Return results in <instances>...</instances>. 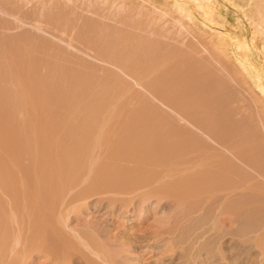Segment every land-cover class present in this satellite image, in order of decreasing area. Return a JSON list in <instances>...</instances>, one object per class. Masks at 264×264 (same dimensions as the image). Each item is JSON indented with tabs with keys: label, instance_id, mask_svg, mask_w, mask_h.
I'll list each match as a JSON object with an SVG mask.
<instances>
[{
	"label": "rangeland",
	"instance_id": "obj_1",
	"mask_svg": "<svg viewBox=\"0 0 264 264\" xmlns=\"http://www.w3.org/2000/svg\"><path fill=\"white\" fill-rule=\"evenodd\" d=\"M212 27L211 24H197L190 16V9L179 7V3L175 0H0V188L3 190L0 189V192L3 195L9 193L5 198L7 196L12 197L14 193L17 194L18 192L27 195H21L24 198L18 200L14 194L17 198L15 202V196L10 200L6 198L8 200L5 199L6 202L1 200L5 203L0 202V220H3L1 223L7 226L0 224L5 226V230L8 231H4L5 240L13 234L6 218L11 212L13 216L15 212L18 216H22L23 211L19 206L26 202L24 199H28V195L34 199L35 195L40 192L39 189L42 188L41 193H43L48 186L40 185L39 181L41 182V180L38 181L40 178L37 175H40V171L43 172V170H38L43 168L40 166L42 163L40 160L34 161L35 168L29 164L28 159L23 160L24 168L30 169L29 173L32 169L39 171L38 173L34 172L37 178L31 177L34 181H38V185L33 183L34 181L29 178L30 176L28 179L26 177L28 174L26 175L22 171L21 174L23 175L21 176L19 174L20 169L14 167L12 163L9 162L13 166L6 165L8 159L6 160L7 157L2 159V156L5 157V153L1 148L3 129H11L13 138L17 137L18 132H21L24 127L30 134H35V130L38 133L46 119L56 120L62 116L58 120L66 121L68 118H65V113L73 110L82 113L86 110L94 114L93 117L88 118L90 121H99L103 116L100 121L104 119L103 122H106L111 117V122H106L108 124L106 127L103 124L102 131L104 133L102 132V136H104L101 137L99 153L101 158L93 157L91 159L93 160L91 163L97 159L95 163L97 168L93 167L94 171L92 170L90 179L95 178L99 182L106 179L105 181L109 183L112 179L113 185L107 182V188H111L113 192L111 191L112 193L110 192L109 195L101 194V196L87 195L84 198V204L82 203V209L69 215L68 225L71 226L70 228L82 229L84 235H92L94 240H97L96 242L99 241L100 247L93 249V252L99 249L97 256L94 255L96 260L94 256L91 257L93 253L86 252L85 254L84 252L83 254H75L68 264H82L85 260L89 261L90 259L94 261L93 264H264V247L257 244L258 242L254 243L255 239H253L255 231L259 230L256 219L254 220L256 217L251 220L239 221L233 213L215 215L212 210L213 203H207V206L204 204V207L194 205L193 202L197 200L196 197L183 196L187 198L186 201L184 198H173L177 193H181L178 190L179 186L171 187L169 185L172 178H178L176 175L174 177L167 176V179L164 177L165 180L161 177L160 181L156 179L157 182L155 183L153 180L152 185L144 187L147 191L149 189L160 191L163 188L160 193L157 192L155 195L148 194L147 191H139L136 194L129 193L120 196L113 190V172L119 169L114 167L120 164L125 166V163L131 164L132 158L127 157L130 156L129 153L118 151L116 154L114 152V142L111 141V132L109 133L108 130H114V124H118L117 132L125 131L124 133L127 134L126 126L130 127L138 119L147 121L146 118L143 119L145 116L150 119L149 113L151 111L146 109L145 104L149 101H158L159 96L153 94L159 90L168 95L171 106H173L174 100L177 102L178 99L176 98H182L176 96L177 93L180 96L185 94V90L192 100L194 96L195 99H200L199 102L197 101L200 105L208 100L207 102H211L210 104L213 106L211 114L217 115L215 116L216 121L220 118L223 119L222 122L232 126L239 123L238 125L243 128L242 131H240L241 128L239 130L241 136L250 127L258 128L261 132L255 138L260 141L257 140L256 143H262L259 144L262 151L258 155H254V158L259 160L258 163L263 171L264 30L248 32L247 42H243L240 39L246 33L242 31L236 30L225 33L214 31ZM45 30L46 32H44ZM124 35L125 38H123ZM141 35L150 39L152 45L155 44L149 46L155 50V54L154 50L149 47L146 48L145 55L141 52L143 56L139 57L143 59L139 60L137 57L141 61H138L140 63L138 65L132 63L129 45L131 44V47L132 43L144 41ZM158 42L167 46L159 44L161 46L159 48ZM162 46L167 49V52L163 50ZM149 51L154 54L153 57ZM161 51L162 54L169 53V55L162 56ZM134 69L138 70L132 72ZM169 69H174V72L170 70L169 73ZM185 76L187 78H184ZM136 78L137 81L135 82ZM191 78H195L196 81L192 82ZM140 82L141 85H136ZM206 83L209 85L206 86L209 89L205 87ZM186 84H191V86L193 84L194 86H186ZM164 96L160 97L161 100L165 99ZM152 97H155L154 100L156 98L158 100L154 101ZM191 98L189 101L193 103ZM166 99L165 101H158L163 103L162 105L155 103L164 112L168 110L166 107H170V104L165 106L169 103ZM180 101L184 103V100L181 99ZM190 103L186 104V109L190 107ZM193 105L191 104V107ZM178 107H184V105L180 102ZM61 111L63 115L61 113L60 116ZM143 113L145 115L142 117L141 114ZM151 114L154 115L152 112ZM137 115H141V117H137ZM74 118L78 119V116ZM158 118L160 120L156 119L161 123L163 117ZM158 121H154V123ZM211 123L213 122L211 121ZM231 125L230 128H232ZM34 127L36 128L34 129ZM226 135L229 134L226 133ZM39 143L42 145L41 141ZM34 144L35 142L33 144L31 142L32 146ZM118 144L116 143L117 146ZM41 145L38 144L37 147ZM32 146L31 148H34ZM34 149L32 150L34 151ZM117 155L126 157V159ZM227 155L237 162L234 157ZM246 157L244 160H253L249 155ZM128 158H130V163ZM71 159L72 163H67L64 159L60 161L61 165H55L56 160H50L48 164L52 162L54 168L52 164H47V168L49 170L50 167L53 174L50 170L47 171L49 174L45 172L47 175L51 173L52 176H50L53 180L55 178L53 175H58L56 172L59 169L60 176L64 172V178L61 176L63 179L67 178V170L69 169L70 174H73L71 171H76L79 174L83 161L80 157H72ZM132 161L135 163V160L132 159ZM84 162L86 163L88 160L86 159ZM139 163L142 162L139 161ZM64 164L67 166L65 167ZM111 164L114 166L111 167ZM4 165L8 166L9 169L13 167L19 170L15 171L14 169L13 176H15L16 182L19 179L22 181L23 187L20 185L21 182L17 183L16 186H14L15 180L14 184L11 183L14 177L10 175L11 171ZM105 165L109 166L105 167ZM110 167L113 168V171L107 170ZM47 168L45 167L44 170ZM63 168L66 170L62 171ZM34 173L31 172L30 175L35 177ZM81 173H86V170L84 169ZM17 174L20 176L17 177ZM82 174L77 177L81 178ZM128 176H126L127 180ZM118 178L122 179L119 174ZM126 178L124 177L122 180H126ZM7 179L9 183H7ZM89 180L86 181L90 185L92 181ZM170 184L173 186V183ZM84 185L81 187L83 188ZM110 185L113 187H109ZM158 185L160 186L158 187ZM104 186L106 187V185ZM20 187H22V191ZM23 188L27 190L24 192ZM144 188L142 191L145 190ZM50 189H47V192ZM77 190L79 191V188ZM28 191L36 192V194L33 197V193L28 194ZM19 193L18 196H20ZM41 193L37 196L40 197ZM55 193L57 192L55 191ZM161 193L162 196H160ZM2 194L0 199H4ZM47 195L49 197V194ZM53 196L55 197V194ZM53 196L50 195V199L55 200ZM261 203L260 200L258 204ZM8 208L11 209V212ZM14 210L16 211L14 212ZM5 212L7 213L5 214ZM9 212L10 214H8ZM20 213L21 215H19ZM258 217L264 219V213L260 212ZM86 230L87 233H85ZM42 261L26 259L19 264H38Z\"/></svg>",
	"mask_w": 264,
	"mask_h": 264
},
{
	"label": "bare ground",
	"instance_id": "obj_2",
	"mask_svg": "<svg viewBox=\"0 0 264 264\" xmlns=\"http://www.w3.org/2000/svg\"><path fill=\"white\" fill-rule=\"evenodd\" d=\"M101 5H103V4H101ZM74 16H75V14H74ZM81 22H83V21L81 20ZM84 22H87V21H84ZM74 23H76V22H74ZM70 24L72 25L73 23H70ZM107 26L109 27V25H107ZM94 27H96V26H94ZM37 28L39 29V27H37ZM34 29L36 30V27ZM38 29H37V31H38ZM105 30H106V28H105ZM39 31H41V29H39ZM102 31H103V29H102ZM44 32H46V30ZM141 32H143V31H141ZM43 34H41V35H43ZM141 36H143V35H141ZM123 38H125V35ZM126 39H128V38H126ZM135 39L137 41V37ZM138 39H141V38H138ZM142 40H144V41L140 40L141 41L140 43H136V44L132 43L133 45L131 47H130L131 44L129 45V48L131 49L130 58L132 57V63L133 64L136 63V64L140 65L139 62H141V61H139V60H142L143 58L141 59L139 57L143 56L142 53H144L145 49L146 48L148 49V47L151 44L150 39H147L144 36H143ZM156 41H158V40H156ZM159 44H161L163 46L165 45V44L158 42L159 48H161V46ZM153 45H155V44H153ZM165 46H167V45H165ZM149 48L152 49L151 47H149ZM152 50H154V49H152ZM152 50H150V51L153 52ZM163 50L165 52H167L166 51L167 49H164V47H163ZM127 51H129V50H127ZM158 51H159V49H158ZM154 54H155V50H154ZM154 54H152V57ZM161 54H162V51H161ZM165 54L166 53H163L162 56H164ZM167 54L169 55V53H167ZM144 55H145V53H144ZM159 55H160V53H159ZM137 57L139 58V60ZM126 59H127V57H126ZM153 64H154V62H153ZM183 68H185V67H183ZM186 69L189 70L188 68H186ZM137 70L138 69H134V71L132 70V72H136ZM157 70H159V69H157ZM170 70L173 71L174 69H169L168 70L169 73L171 72ZM184 72H182V73H184ZM140 74H141V72H140ZM166 74H168V73H166ZM188 74H189V72H188ZM147 76H145V77H147ZM179 76H180V74H179ZM165 77H167V76H165ZM193 77H195V76H193ZM184 78H187V77L185 76ZM133 79H135V78H133ZM145 79H147V78H145ZM194 79H192L193 80L192 82L196 81ZM138 80H139V78H138ZM134 81L136 82L137 78ZM120 84H122V83H120ZM136 85H141V82L136 83ZM152 85H155V84H152ZM156 86H155V88H156ZM180 86H182V85H180ZM186 86H191V84L190 85L186 84ZM193 86L194 85L192 84L191 87H193ZM206 86H209V85H207V83H206L205 87ZM211 86L212 85H210V87ZM150 87L152 88V86H150ZM161 87H163V86H161ZM176 87H177V85H176ZM195 87H197V86H195ZM128 88H130V87H128ZM206 88H208V87H206ZM183 91H184V89H183ZM186 92L187 91L185 90V94L180 93L181 94L180 96L178 95V93H177V95H176V93H174L176 96L182 97L181 99L184 100L183 102L185 104L182 103V101H180L181 100L180 98H176V99H178L181 102V104L184 105V107H178V105L180 104V102L178 100H177V102H174L175 100L174 101L172 100L173 106H171L172 104H170L171 101H169V99L167 97L168 95H165L166 93L161 92V90L157 91L156 94L152 93L154 96H157V97L159 96L158 97L159 100L156 98L158 101L161 100L160 97H163L165 95L164 98L166 99V97H167L166 100L169 101V103H167L168 105H165V106H169V104H170V107H166L168 109V110L167 109L166 110L168 112L171 110L172 112L166 113L167 111L164 112L158 106H156L158 103H159L158 105H162L163 103L156 101L157 104L155 105L156 102L148 100L149 103L145 104V106H146V109H148L149 111H151L154 114V115H152L151 112L149 113V115L151 117H153V118L150 117L151 120L147 119L146 116L143 117V115H145V113H143L141 115H142L143 119L146 118L147 121L136 119L137 121L135 120L136 122L133 124L130 121L132 125L130 124L131 125L130 127L126 126L127 130H128L127 134L124 133L125 131H123L121 133L117 132L118 124H114V126H113L114 130H112L114 132L108 130L109 133L111 132V141L113 140L112 142H114V152L116 153L119 151L121 153H129L130 156H127V157H131L133 160H135L134 161L135 163H133V161L131 159V164L125 163L124 164L125 166H121V164H120V165H118V166L116 165L114 167L115 169L117 167L119 168L113 172L114 173V189H113L114 192L116 191L118 193V195H120V196H121V194L122 195H126L129 193L130 194L131 193L136 194L139 191L140 192H146L147 189L144 187L152 185L151 182L155 181V183H156L157 182L156 179L161 180L162 179L161 177H163V179H164V177H166V179H167V176L174 177L176 175L178 178H176V179L172 178V180L169 181L170 183H173V186L170 183H169V185H171V187H174L176 185L179 186L178 190H180L181 193L180 194L175 193L176 196H173V198H175V197H178L177 199H183L184 198V200L186 201L187 198H185L183 196H187L189 198L190 197H196L197 200H194V202H193L194 205H197L198 207H200V206H203L204 204L206 205L207 203H211V204L213 203L212 210L215 213V215H222L225 213H233L239 221L247 220V219L251 220L252 218L256 217V218H254V220L256 219L257 226L259 227V230H256L255 234L253 235V239H255L254 243L258 242L257 244H260V245H262V247H264V219L262 218L263 219L262 220L261 218L259 219V217H258V215H260V212L264 213V169L262 171V167L258 163L259 160L254 158L255 157L254 155H258L262 151L261 147H260V145L262 143L261 144L259 143L260 142L259 139H257L259 142L256 143L257 140L255 138L257 135L260 134L261 131L256 127H250L247 130H245L246 131L245 134H243L241 136L239 130L241 128L240 131H242L243 128H242V126L240 127V125H238L239 123L235 126L234 125L232 126L230 124L232 127V128H230V125L222 122L223 119L219 118L220 120L218 119L216 121L215 116H217V115L214 116V114H211L212 110H213V106H212V104H210L211 102L210 103L207 102L208 100L206 99L207 101L206 100H203V101H206L205 103H207V104L203 103V105H200L198 103L200 99L199 100L195 99V96H194L195 100L194 99L192 100V98L190 97L191 101L195 102V104L193 105L194 102L190 103V101H189L190 98ZM149 93H151V92H149ZM197 94H199V93H197ZM140 95H142V94H140ZM144 95H146V94H144ZM189 95H190V93H189ZM199 96H201V95H199ZM154 98L155 97H152V100H154ZM169 98H171V97H169ZM165 99H162L161 101H165ZM186 101H188V102H186ZM127 102H129V101H127ZM139 102H136V103H139ZM174 103H175V105H174ZM177 103H179V104L176 105ZM187 103H190V107H188L189 106L188 105L187 106L188 108L186 109ZM196 103H198L197 106H196ZM191 104L193 105V107H191ZM174 106L176 108L177 107L178 108L174 109L175 108ZM171 107H174V108L172 109ZM46 111H48V110H46ZM50 113L52 114V112H50ZM54 113H55V111H54ZM61 113H62V111L60 112V116H61ZM110 113H111V111H110ZM106 114H108V113H106ZM62 115H63V113H62ZM93 115L94 114L91 111L89 112V111L84 110L82 113H78L77 111L73 110L72 112L65 113V115H64L65 118H68L66 121L58 120L62 116L60 118L59 117L56 118V120L46 119L44 121V124L38 130V133L35 130V134H30V132H27L26 128L24 127V129H22L21 132H18L19 134H17V137H15V138H13V133H12L11 129L10 130H9V128L5 129V130L3 129V136H2L3 140H2V147L1 148H3V150H4L5 157L3 158V156H2V159L4 160L7 157L6 160L8 159L7 160L8 163H6L5 161H3V162L6 163V165H10V163H12L14 165V167H17L18 169H20V171L16 168H13V167H11L9 169L8 166L4 165L5 167L8 168L9 171H11L10 175L13 176L15 171H19V174H21V171H22V173H25L26 175L28 174L27 176L25 175L27 178L30 176L29 178L32 179V178H37L36 174L34 172L38 173L40 170H43L42 173H41V171L39 172L40 175H37L40 178V179H38V181L41 180V182L39 181L40 185L44 184L43 186H46V187L48 186L47 189L53 188L57 193H55V191L53 189L52 190L54 191V193L51 189H50L51 191L48 190V192H47V189H44V192L41 193V191L43 190L41 188V189H39L40 192H38L36 194V192L33 193L34 189L32 188L33 192L32 191L31 192L33 193L32 194L33 197H34V194H36L35 198H34L35 200L28 195L29 198L24 199V201L26 200V202H25L26 204L24 203L25 205L24 204L20 205V206L18 205L20 207V209H22V211H23L22 216H18V214L15 212L18 208L16 210H14L15 213L13 212L14 216L11 212V209L8 208L10 210L11 214H10V212L8 213L10 215L9 216L7 215L8 217L6 218V220H7L6 222L10 223L8 225L10 226V230L12 231L13 234H11V236H9L10 237L9 239L5 240L6 238L4 237V231H7V230H5L6 229L5 226H2L4 223L2 224L1 221H3V220H0V223L2 224V225L0 224V264H7L8 262H9L8 264H19V262L24 261L26 259H31V260H36V261H38V260L42 261L43 260L42 262H40L38 264H41V263H44V264L45 263H47V264H68V263H70V261L72 260V257L75 254H77V255L83 254L84 252L86 254V252H89L91 254L93 253V255H91V254H87V255H91V257L94 255L97 256V254H98L97 252H99L98 251L99 249H96L97 250L96 252H93V249L100 247L99 241L96 242L97 240L95 241L92 235H91L92 237L88 236V234L84 235L83 234L84 230L83 231H82V229L78 230V228L76 229L74 227H73L74 228L73 229V228H70L71 226L68 225V219L70 217L69 215L72 212H79L82 209V205L84 204V198L87 195H93V196L94 195L95 196L96 195L101 196V194H108L109 195V193L112 191L111 188H107L109 182L107 181L108 182L107 183L105 181L106 179L103 181H100V182L98 179H95V178L93 179L94 181L92 179H90L91 175L93 173L92 170L94 171L93 167L96 165L95 163L97 162V159L101 158L99 156L100 155L99 153H100V147H101L100 142L102 141L101 137L104 136V135L102 136V134L104 133L102 131L103 126H104L103 124H105L104 127H106L108 125L107 123L111 122L110 121L111 117L109 120L107 119L110 116V114L108 115L107 118H105L108 120V121H106L107 123L103 122V121H105L104 119L102 121H100L103 118V116H102V118H100V120H99L100 122L98 120L97 121L96 120L90 121L88 118L93 117ZM141 115H137V117L138 116L141 117ZM76 116H78V119L74 118ZM147 116H148V114H147ZM117 117L120 118V116H117ZM158 117H160V118L163 117V119H162L163 121L161 120V123H159L160 121L157 120V119H159ZM154 118H155V120H153ZM148 120H150V121H148ZM154 121H158V122L154 123ZM211 121L213 123H211ZM4 126H6V125L4 124ZM8 127H9V125H8ZM3 128H5V127H3ZM35 128L36 127H34V129ZM29 131H31V130L29 129ZM104 131L106 132V129ZM108 131H107V133H108ZM14 133H15V131H14ZM107 133H105V134L107 135ZM112 133H113V135H112ZM226 133L229 134L228 135L229 137L226 135ZM230 135H231V137H230ZM38 137L40 140L38 139ZM36 138L38 139V141ZM107 138H108V136H107ZM108 140H109V138L107 139V141ZM33 141L35 142V144L32 146L31 142L33 144L34 143ZM39 141H41L42 145L39 143ZM118 142H119V144H118ZM116 143L118 144V146L116 145ZM38 144L41 146L37 147ZM263 145H264V142H263ZM31 146L34 147L35 149L31 148ZM32 149H34V151ZM227 154H229L231 157H234L237 162H235L231 158H229V156ZM246 155L251 156L253 160L252 161L244 160ZM261 155H263V154H261ZM119 156L121 157V155H119ZM72 157H78V158L80 157L81 161H83L82 166L80 168L81 171H79L80 172L79 174L76 171L75 172L71 171L74 175L70 174V172H69L70 169H69V170H67L68 171L67 176H66L67 178L65 177L66 179H63L64 178V176H63L64 172L63 173L61 172L62 173L61 176L63 177L62 178L59 175L60 169L59 170L57 169L59 172L57 171L56 173L58 175H56V173H55V175L58 177L53 175V178L55 177L53 180L51 177L53 172L51 171V169L49 167V170H50V172H52V174L50 173L51 176L47 175V173H48L47 171H49L47 168L48 165L52 164V167H53V163L51 162L50 164H48V161L56 160L55 165L56 164L61 165L60 161H63L64 159L67 161V163H72L73 162L71 159ZM93 157L97 158V159H94V162L91 163V161H93V160H91ZM98 157H100V158H98ZM260 157H262V156H260ZM52 158H54V159L52 160ZM121 158L126 159V157H121ZM246 158L249 159L248 157H246ZM24 159H28L30 161L29 164L31 166H34L33 168L36 167L35 162H34L35 160H40V162H42V163H40V166L43 167L42 169H40V168L38 169V166H37V169L39 171H33V169L30 171V173L31 172L34 173L35 177H33L32 174H31L32 176L30 175V173H29L30 169L24 168L25 167L24 163H23ZM86 159L88 160V162L90 164L88 162H86V163L84 162V161H86ZM114 159H115V157H114ZM129 159L130 158H128V161H129ZM256 160H258V161L256 162ZM139 161L142 163H139ZM87 163H88V165H87ZM115 163L118 164V162H115ZM129 163H130V161H129ZM257 163L259 166L257 165ZM13 165H10V166H13ZM64 166L66 167L67 165L64 164ZM107 166H109V165H105V167H107ZM110 166L112 167L114 165L111 164ZM45 167L47 168L46 170H44ZM111 167H110V169H107V170L113 171V168L111 169ZM2 168H4V167L2 166ZM14 169H15V171H14ZM84 169L86 170V173L82 174L81 172H83ZM102 169H103V167H102ZM65 170L63 168L62 171H65ZM9 171H7V173H9ZM45 173H46V175H44ZM113 173H111V174H113ZM131 173H133V174H131ZM69 174H70V176H68ZM81 174H82L81 178L77 177L78 175L80 176ZM118 174L121 176L122 179L124 177L126 178V176H128V175L130 177L128 176V180H127V178H126V180H122V179L118 178ZM22 175L23 174H21V176ZM19 176L20 175H18L17 177H19ZM48 176H50V177H48ZM13 177H14L12 180L13 182H11V181L10 182L14 184L16 182V180H15L16 178H15V176H13ZM89 179L92 181L90 183V185H89V182H87ZM14 180H15V182H14ZM19 180H17L18 182H16V184L14 186H16L17 183L19 184V182H21L20 185L22 184V181L21 180L19 181ZM32 180L34 181V179H32ZM6 181H8L7 183H9L8 179ZM23 181H25V180L23 179ZM38 181L36 180L33 183H37ZM112 182L113 181L111 179V183H109V184L113 185ZM53 183H55V184L52 185ZM83 184H85V185L87 184V185L86 186L84 185L82 188L81 186ZM35 185H34V187H36ZM37 185H38V183H37ZM103 185H106V187L105 186L103 187ZM112 185H110L109 187H111ZM159 186L160 185H158V187ZM22 187H20V190ZM77 188H79V191L78 190L76 191ZM143 188L145 190L142 191ZM26 190H27L26 188L25 189L23 188L24 192ZM171 190H173V189L171 188ZM148 191H147L148 194H153V195L157 194V192L160 193V191H155V190H152L153 191L152 192L150 189ZM188 191H190V192H188ZM31 192L28 191V194H31ZM0 193L2 194V192H0ZM5 193H7V192H5ZM39 193H41L40 197L37 196ZM1 194H0V196H1ZM8 194L9 193H7L5 195L2 194L4 199H0V202H2L3 200L5 201L6 198L7 199L9 198V200H10V198L13 199V196H15L14 194H16V193H14L12 195V197L7 196L5 198V196ZM17 194H16V196H17L18 200L20 198H22L21 195H24V193H19L21 196L20 197ZM47 194H49V197ZM54 194H55V197L53 196ZM50 195H52L55 198V200L53 198L50 199ZM172 195H174V194H172ZM16 196L14 198V202H15V200H17ZM24 196H23V198H24ZM36 196L40 199L37 200L38 198ZM160 196H162V193ZM0 198H2V197H0ZM260 200L262 201V203L258 204V202ZM195 201H197V202H195ZM5 202H2V203H5ZM16 202H18V201H16ZM19 203H20V201H19ZM16 204H18V203H16ZM21 206H23V207L21 208ZM6 213L7 212H5V214ZM16 214H17V216H16ZM256 214H258V215L256 216ZM19 215H21V213ZM4 225H6V224H4ZM255 226H256V224H255ZM255 229H258V228H255ZM85 233H87V230L85 231ZM95 256H94V258L96 260ZM93 262L94 261L92 259H90L89 261L85 260L82 264H93Z\"/></svg>",
	"mask_w": 264,
	"mask_h": 264
},
{
	"label": "crops",
	"instance_id": "obj_3",
	"mask_svg": "<svg viewBox=\"0 0 264 264\" xmlns=\"http://www.w3.org/2000/svg\"><path fill=\"white\" fill-rule=\"evenodd\" d=\"M179 7H188L197 23L211 24L214 31L247 33L264 30V0H175Z\"/></svg>",
	"mask_w": 264,
	"mask_h": 264
}]
</instances>
